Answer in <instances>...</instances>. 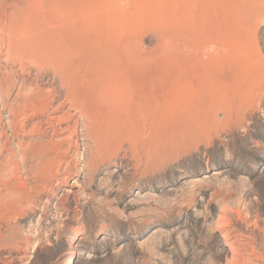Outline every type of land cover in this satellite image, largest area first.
I'll return each mask as SVG.
<instances>
[{
  "label": "rangeland",
  "instance_id": "1",
  "mask_svg": "<svg viewBox=\"0 0 264 264\" xmlns=\"http://www.w3.org/2000/svg\"><path fill=\"white\" fill-rule=\"evenodd\" d=\"M106 1L133 17L154 73L196 77V122L179 133L191 110L167 97L168 121L153 124L145 155L135 153L141 143L127 144L130 152L122 148L113 162L72 167L75 193L58 205L43 195L33 207L23 204L5 229L39 239L29 264H67L70 254L62 257L71 251V264H264V17L251 45L233 36L222 55L198 22L209 14L200 0ZM157 126L165 127L162 140ZM221 221L235 257L226 258ZM76 233L78 247L70 249Z\"/></svg>",
  "mask_w": 264,
  "mask_h": 264
},
{
  "label": "bare ground",
  "instance_id": "2",
  "mask_svg": "<svg viewBox=\"0 0 264 264\" xmlns=\"http://www.w3.org/2000/svg\"><path fill=\"white\" fill-rule=\"evenodd\" d=\"M200 1L197 7L209 14L198 22L205 24L202 31L218 53H227L233 36L247 46L257 38L264 0ZM109 6L106 0H0L3 264H29L39 246V239L33 243L5 229L23 204L33 207L43 195L44 203L58 205L79 186V176L70 178L72 167L83 172L100 161L113 162L122 148L130 152L127 144L141 143L135 153L145 155L153 124L168 121L167 97H177L178 110H191L178 121L179 133L182 125L192 129L196 122V77L154 73L151 48L138 41L133 17ZM159 126L155 135L162 140L165 127ZM217 229L224 231L226 258L237 256L223 221ZM79 239L76 233L70 249L76 250ZM10 243L16 249L8 248ZM69 254L67 264L73 252L62 257L67 260Z\"/></svg>",
  "mask_w": 264,
  "mask_h": 264
}]
</instances>
